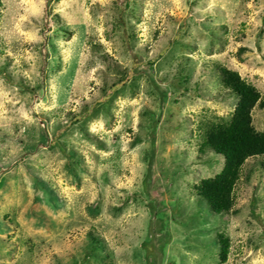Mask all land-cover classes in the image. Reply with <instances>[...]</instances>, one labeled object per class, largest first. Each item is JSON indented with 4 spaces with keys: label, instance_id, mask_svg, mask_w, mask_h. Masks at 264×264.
<instances>
[{
    "label": "rangeland",
    "instance_id": "obj_1",
    "mask_svg": "<svg viewBox=\"0 0 264 264\" xmlns=\"http://www.w3.org/2000/svg\"><path fill=\"white\" fill-rule=\"evenodd\" d=\"M133 1L126 44L113 0H51L43 60L44 1L0 0V264H264V158L244 162L230 212L197 195L222 165L200 151L205 124L236 104L218 68L264 100V0ZM250 115L264 133V107Z\"/></svg>",
    "mask_w": 264,
    "mask_h": 264
},
{
    "label": "trees",
    "instance_id": "obj_2",
    "mask_svg": "<svg viewBox=\"0 0 264 264\" xmlns=\"http://www.w3.org/2000/svg\"><path fill=\"white\" fill-rule=\"evenodd\" d=\"M44 1V14H43V27L40 52L42 53L43 60H46L48 56V48L46 40L48 37V31L51 29L48 23L49 13L47 8L51 0ZM133 0H113L114 10V26L116 28L124 29L125 38L123 41L131 43L134 39L133 28L130 27V21L128 18L134 19L132 9ZM57 19V17L55 16ZM125 21L127 23H125ZM135 58H141L135 52H133ZM142 64L137 67L140 75L144 74L145 77H150V69L152 67L153 60H141ZM144 61V63H143ZM46 62V61H45ZM44 63L42 64V71ZM119 67L116 66L115 71L119 73L120 83H125L129 79V71H118ZM143 70V71H142ZM149 70V72L147 71ZM218 75L223 86L227 91L236 99V104L233 112L227 120L223 118L217 123L205 124L204 134L202 137L200 151L203 154L212 153L214 156H219L222 159V165L220 171L213 176V178L202 180L198 186L197 195L201 202L204 201L205 207L214 213H228L230 212L231 206L234 203L233 188L236 181L238 180L242 166L244 162L249 158H264V133L255 130L251 124V110L258 104L261 108L264 107V100L260 97L258 90L250 83L244 81L239 75L232 70L225 67L218 68ZM132 77V76H131ZM8 78V77H7ZM3 79V78H2ZM4 80V79H3ZM9 80V78H8ZM187 77H184L181 81V70L177 71L172 78V84L178 88L181 82H186ZM6 81V80H4ZM151 81V80H147ZM7 82V81H6ZM152 82V81H151ZM176 82V83H175ZM112 85H116L115 82ZM41 84L38 85L37 89H41ZM106 88L104 87L103 90ZM24 95H36V91L27 89L23 90ZM152 93L157 96L160 94L162 97H167L166 93L158 91L154 88ZM168 98V97H167ZM173 102H177L176 98L172 99ZM97 104H93V108L96 109ZM153 122L154 118H151ZM178 127V124L175 128ZM46 139L47 144H51L49 137L43 136ZM37 144V145H36ZM33 149L30 150V145L23 142V152L19 154V157L31 154L33 150L43 146L41 142L32 144ZM152 147V144H151ZM4 164H0V175L4 172ZM168 182L174 180L173 174H170ZM152 209V208H151ZM147 224V222H146ZM221 247L218 251V257L220 261H224L228 254L229 242L226 237L220 235Z\"/></svg>",
    "mask_w": 264,
    "mask_h": 264
}]
</instances>
